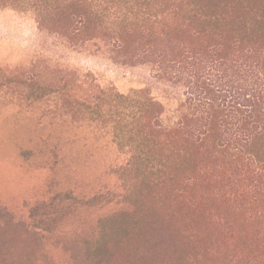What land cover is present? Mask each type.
Listing matches in <instances>:
<instances>
[{"label":"rangeland","instance_id":"1","mask_svg":"<svg viewBox=\"0 0 264 264\" xmlns=\"http://www.w3.org/2000/svg\"><path fill=\"white\" fill-rule=\"evenodd\" d=\"M36 1L48 14L43 24L31 7ZM51 1L0 0V224L7 228L14 218L39 234L0 233L2 264H32L33 255L38 264L101 263L93 244L98 221L129 205L137 179L127 168L128 149L113 140L111 117L96 119L85 105L97 101L99 87L115 86L123 93L146 88L164 104L166 126L187 113L184 83L156 69L157 54L173 44L148 35L152 29L142 22L122 43L116 40V17L126 1L102 3L100 24L96 28L92 22L89 29L99 36L88 40L66 35L69 17L78 16L79 7L61 5L48 12ZM150 48L156 54H147ZM221 211L231 220L240 218L231 207ZM155 214L149 236L132 251L120 244L114 260L219 264L236 252L200 223H176L175 215L171 222ZM189 226L198 240L161 235ZM242 231L248 244L259 231L264 234L258 223L243 224ZM223 249L219 258L212 253Z\"/></svg>","mask_w":264,"mask_h":264},{"label":"trees","instance_id":"2","mask_svg":"<svg viewBox=\"0 0 264 264\" xmlns=\"http://www.w3.org/2000/svg\"><path fill=\"white\" fill-rule=\"evenodd\" d=\"M106 1L114 0H52L47 11L78 6L66 35L88 40L99 36L89 29L92 22L99 26ZM118 1L127 5L116 17L118 42L142 22L152 29L148 35L173 44L157 54L156 69L184 83L187 113L166 126L164 104L146 88L123 93L99 87L97 101L86 100L96 119L111 117L113 140L128 149L127 168L137 179L129 205L98 221L93 244L100 264H127L114 260L115 252L120 244L132 251L149 236L156 211L168 221L175 215L176 223L193 221L220 234L236 252L219 264H264V234L259 231L248 244L242 231L243 224L264 229V0ZM31 7L40 24L48 20L39 1ZM146 53L156 54L151 48ZM225 207L240 218L229 219L221 211ZM0 233L39 235L14 218L7 228L0 224ZM174 233L161 235L199 236L190 226ZM224 249L212 253L219 258ZM31 261L38 264L37 256Z\"/></svg>","mask_w":264,"mask_h":264}]
</instances>
